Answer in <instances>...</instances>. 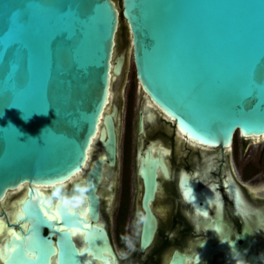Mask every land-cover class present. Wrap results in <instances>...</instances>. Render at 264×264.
I'll list each match as a JSON object with an SVG mask.
<instances>
[{
    "label": "water",
    "instance_id": "95a60500",
    "mask_svg": "<svg viewBox=\"0 0 264 264\" xmlns=\"http://www.w3.org/2000/svg\"><path fill=\"white\" fill-rule=\"evenodd\" d=\"M121 15L129 44L113 61ZM130 51L141 87L182 134L211 146L264 134V0H0V201L30 185L5 264L115 261L96 254L112 251L103 228L64 202L53 213L38 188L82 176L95 139L115 164L119 118L104 111ZM104 160L77 182L93 221ZM61 228H85L94 255Z\"/></svg>",
    "mask_w": 264,
    "mask_h": 264
},
{
    "label": "flooded vegetation",
    "instance_id": "af4514ba",
    "mask_svg": "<svg viewBox=\"0 0 264 264\" xmlns=\"http://www.w3.org/2000/svg\"><path fill=\"white\" fill-rule=\"evenodd\" d=\"M121 55L116 44L113 61ZM114 112L115 164L95 139L82 176L38 188L53 213L64 202L86 216L85 226L103 228L112 251L96 254L115 258L112 264H264V134L236 131L225 146L187 137L129 77L127 63L120 75L112 74L104 114ZM100 157L99 218L93 221L88 194L77 182ZM29 187L9 190L0 201V264L14 248L12 239L21 237L24 227L16 215ZM71 232L80 253L92 257L94 252L85 251V228Z\"/></svg>",
    "mask_w": 264,
    "mask_h": 264
},
{
    "label": "rangeland",
    "instance_id": "374dc122",
    "mask_svg": "<svg viewBox=\"0 0 264 264\" xmlns=\"http://www.w3.org/2000/svg\"><path fill=\"white\" fill-rule=\"evenodd\" d=\"M116 4H117L118 8L120 9L121 8V0H116ZM120 27H122V28H121V31L119 32ZM119 30L117 33V40H116L117 43L116 44H117V48H119V50H121V49L124 50V49H127L128 44H129V34H128V26H127L125 20L121 19V16H120ZM127 71H128V75L130 78H132L133 80H137L132 51H130V53H129Z\"/></svg>",
    "mask_w": 264,
    "mask_h": 264
},
{
    "label": "snow or ice",
    "instance_id": "6c2138e0",
    "mask_svg": "<svg viewBox=\"0 0 264 264\" xmlns=\"http://www.w3.org/2000/svg\"><path fill=\"white\" fill-rule=\"evenodd\" d=\"M69 207H71V206H69ZM46 215H47V213H46ZM48 218H49V219H56V216H49ZM60 231H71V229H64V228H61ZM12 235H15V233H12ZM17 239H19V237H17ZM31 258H32V259H35L34 256H32Z\"/></svg>",
    "mask_w": 264,
    "mask_h": 264
},
{
    "label": "trees",
    "instance_id": "16d2710c",
    "mask_svg": "<svg viewBox=\"0 0 264 264\" xmlns=\"http://www.w3.org/2000/svg\"><path fill=\"white\" fill-rule=\"evenodd\" d=\"M120 9H121V8H120ZM121 19H122V20L124 19L122 15H121ZM121 28H122V27H120V30H119V32L121 31Z\"/></svg>",
    "mask_w": 264,
    "mask_h": 264
},
{
    "label": "bare ground",
    "instance_id": "6f19581e",
    "mask_svg": "<svg viewBox=\"0 0 264 264\" xmlns=\"http://www.w3.org/2000/svg\"><path fill=\"white\" fill-rule=\"evenodd\" d=\"M96 264H98L97 261H96Z\"/></svg>",
    "mask_w": 264,
    "mask_h": 264
}]
</instances>
